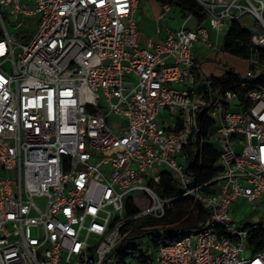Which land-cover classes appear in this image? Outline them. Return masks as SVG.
<instances>
[{
	"label": "built area",
	"instance_id": "1",
	"mask_svg": "<svg viewBox=\"0 0 264 264\" xmlns=\"http://www.w3.org/2000/svg\"><path fill=\"white\" fill-rule=\"evenodd\" d=\"M194 2L141 45L138 0H0V264H116L128 224L165 215V172L207 217L141 264H264L248 242L264 216L235 215L264 206V0ZM171 9L159 4V23ZM243 17L255 26L238 87L200 85L194 46L217 49ZM204 142L220 170L199 184L187 166ZM135 194L149 205L126 219Z\"/></svg>",
	"mask_w": 264,
	"mask_h": 264
},
{
	"label": "trees",
	"instance_id": "2",
	"mask_svg": "<svg viewBox=\"0 0 264 264\" xmlns=\"http://www.w3.org/2000/svg\"><path fill=\"white\" fill-rule=\"evenodd\" d=\"M155 1L158 4L169 3L172 7H177L181 15L193 12L196 9L194 0ZM196 15L198 19L201 20L202 14L197 11ZM250 48V33L238 22L232 23L229 32L224 36L220 50L246 60L249 58ZM259 57L261 60H264V51L259 52ZM195 63L197 64L196 61ZM256 80L264 84V75L260 74ZM240 81L241 76L234 69H228L224 77L218 80L225 88L231 89L237 88ZM217 159V146L212 143L204 142L201 152L191 156L187 170L199 184L208 183L219 173L220 169L216 165ZM202 191L206 194L210 193L209 187L203 188ZM157 192L161 198L171 199L170 205L165 211V215L160 219L147 217L148 228H146V230H132L122 242V246L114 250V253H119L116 264H125L124 260L129 255L138 261L137 264H141L151 257V255L146 257L144 255L145 251H149L152 254L161 243L173 241L186 233L197 230L205 222L207 212L203 210L199 204L194 203L190 197H177L180 194L179 185L168 172L164 173L157 188ZM137 200H140V205L137 204ZM147 205H149V203L142 194L133 195L125 203L124 218L128 219L136 215ZM196 209L197 213L193 216L192 214ZM144 235H149L150 237V242L146 250L140 251L133 248L131 241ZM248 242L253 253H257L264 248V232H254L250 234ZM123 250L126 252L123 253Z\"/></svg>",
	"mask_w": 264,
	"mask_h": 264
},
{
	"label": "rangeland",
	"instance_id": "3",
	"mask_svg": "<svg viewBox=\"0 0 264 264\" xmlns=\"http://www.w3.org/2000/svg\"><path fill=\"white\" fill-rule=\"evenodd\" d=\"M141 2V9L144 12V14L148 15V13L152 12L155 13L158 11V4L154 0H140ZM175 16L179 20V24L183 20L182 15L177 7H172L170 16ZM8 22H14L13 17H8ZM239 24L245 29L249 30L252 27H254V20L249 17H243L239 20ZM23 29V27L18 28L15 30L13 27H11L9 24H7V30L9 33H16L18 34V40L20 41H26L29 39L30 34L29 30L27 28H24L22 32H20ZM24 37V38H22ZM22 38V39H21ZM224 36H220L217 40L218 48L213 49L209 48L204 45H195L193 48V53L197 59V68L198 72L201 78L200 85H203L206 83L208 79L214 78L215 80H220L224 77L225 72L228 69H234L237 73L241 75H245L248 70V64L245 60L240 59L238 57L232 56L230 54L225 53L224 51L220 50V47L223 44ZM211 41L215 42V38L213 33L211 32ZM137 204L140 205V200H137ZM197 213V209L192 214L193 216ZM235 215L240 218H244L243 223L251 224L253 221H255L254 216L259 215V217L264 216V206L258 207L257 211H253L247 204L241 206L240 209L236 210ZM148 218L146 217H138L132 220L127 228L138 230L143 229L146 230L148 228ZM150 237L149 235H144L142 237L137 238L136 240H132L131 244L132 247L135 249H138L140 251L146 250V247L149 245ZM126 252L123 250V253ZM132 260L134 263H138L136 259H134L132 256H127L124 260V262H129Z\"/></svg>",
	"mask_w": 264,
	"mask_h": 264
},
{
	"label": "crops",
	"instance_id": "4",
	"mask_svg": "<svg viewBox=\"0 0 264 264\" xmlns=\"http://www.w3.org/2000/svg\"><path fill=\"white\" fill-rule=\"evenodd\" d=\"M158 11H159V4H158ZM158 11L155 13H153L152 11L148 13V15L144 14V12L141 9V2L140 0H138L136 21L139 31L138 41L141 45H146L148 40H152L153 42H161L165 37V26H170L173 29H176L179 26V20L175 16L172 15L170 16L171 11L167 15L168 20L159 23L157 20ZM158 27L161 28L159 32H157ZM254 218L255 219L259 218V215L257 216L255 215Z\"/></svg>",
	"mask_w": 264,
	"mask_h": 264
}]
</instances>
